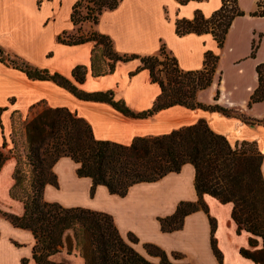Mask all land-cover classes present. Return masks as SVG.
I'll return each mask as SVG.
<instances>
[{
  "label": "crops",
  "instance_id": "crops-1",
  "mask_svg": "<svg viewBox=\"0 0 264 264\" xmlns=\"http://www.w3.org/2000/svg\"><path fill=\"white\" fill-rule=\"evenodd\" d=\"M77 1L0 0V47L10 56H16L35 68L62 76L81 92L112 91L113 99L123 102L132 112L149 110L160 94V88L151 82L147 70L137 71L140 66L138 59L119 62L112 74L94 78L90 72L93 43L70 46L58 42L63 33L75 34L78 30L71 21ZM236 1L244 16L234 19L222 48H218L210 34L179 37L175 33L176 20H190L196 11L208 18L221 7L222 0L190 1L186 5H180L176 0H121L115 10L104 11L97 24L83 23L79 33L95 31L108 36L113 49L120 55H157L163 44L183 71L201 69L205 53H213L219 57L217 73L221 74L220 84L218 86L215 81L201 91L198 100L203 104H213L215 94L212 92L214 88L215 92L218 89V105L237 111L254 124L219 112L189 110L181 106L161 110L148 118L127 117L108 103L81 100L52 81L29 79L25 73L0 63V148L9 137L12 115L26 116L38 103L75 113L90 125L96 140L121 145H129L137 137L168 134L204 120L231 146L241 142L256 144L262 155L260 170L264 181V111L254 113L264 101L250 108L247 106L257 87L256 67L264 62V16H253L257 10L256 0ZM258 40L259 47L252 58V43ZM228 54H231V64L237 75L253 81L242 101L236 97V88L224 91L222 87L219 64ZM77 66H84L87 70L81 84L72 77ZM207 90L209 94L205 95ZM0 150L4 152V149ZM15 165V160L9 158L0 169V264H35L32 233L13 226L4 216V213L21 216L24 212L22 203L9 196ZM77 167L71 159L59 158L52 168L57 186L47 184L44 187V200L65 208L80 207L109 214L120 234L126 237L132 233L139 241L134 245L135 250L153 262H157V258L148 256L143 245L152 244L169 256L179 253L187 264H258L243 257L241 250H259L262 240L255 238L257 246L251 248V235L245 231L237 232V226L231 219L232 204H221L209 195L202 197L204 209L186 216L180 230L171 233L161 231L159 219L172 215L180 202L198 200L194 188L195 171L191 164L155 182L137 183L124 197L111 194L101 185L91 193V179L78 177ZM211 220L221 262L212 250ZM49 260L55 264H83L79 256L65 253L56 254Z\"/></svg>",
  "mask_w": 264,
  "mask_h": 264
},
{
  "label": "trees",
  "instance_id": "trees-1",
  "mask_svg": "<svg viewBox=\"0 0 264 264\" xmlns=\"http://www.w3.org/2000/svg\"><path fill=\"white\" fill-rule=\"evenodd\" d=\"M176 1L186 5L190 1L200 0ZM120 2L78 0L71 13V21L78 30L75 34L63 33L58 37V42L70 46L92 42L90 72L94 78L112 74L119 62L138 59L140 66L137 71L147 70L151 82L160 88V94L149 110L132 112L123 102L113 99L112 91L81 92L62 76L35 68L16 56H10L1 47L0 63L25 73L29 79L52 81L81 100L108 103L127 117L148 118L161 110L181 106L189 110L219 112L254 124L237 111L218 105V89L213 104L206 105L198 100L201 91L208 89L215 81L218 86L220 84L221 74L217 73L219 57L211 52L205 53L201 69L183 71L163 44L157 55L141 57L118 54L113 49L111 39L97 32L89 37L77 36L83 23L97 24L104 11L115 10ZM241 16L244 13L238 9L236 0H222L221 7L208 18L196 11L190 20H176L175 33L179 37L210 34L218 48H222L232 22ZM253 16L263 17L264 14L256 10ZM259 42L252 43V58ZM263 69L264 62L256 67L257 87L249 98L248 108L264 101ZM86 73V67L77 66L72 71V77L81 84ZM42 105L45 104L38 103L30 108L24 127L29 153L27 157L33 166L30 184L28 188L24 187L20 163L17 161L9 190L10 198L22 203L24 212L21 216L4 213L13 226L32 233L35 239V264H54L49 260L50 257L61 253L63 249L68 254L78 253L83 264H187L179 253L169 256L160 248L145 244L143 247L147 255L157 258V262L150 261L135 250L138 239L132 233L123 237L109 214L80 207L65 208L58 203L46 202L43 198L44 187L47 184L57 186V180L54 173L51 177L45 175L43 164L52 160L54 165L61 157H67L78 165V177L91 179V193L96 186L101 185L120 197H124L129 188L137 183L155 182L191 164L195 171L194 188L198 200L180 202L172 215L159 219L161 231L171 233L180 230L186 216L204 209L202 197L209 195L221 204H232L231 219L237 226V232L245 231L251 235V248L257 246L255 238L262 240L261 249H242L241 255L255 263L264 264V181L260 170L262 155L255 143L241 142L231 146L224 136L213 132L204 120H199L168 134L137 137L129 145H121L96 140L90 125L75 113L46 105L43 108ZM6 160L0 152V169ZM211 229L212 250L221 262L222 256L213 237L212 220Z\"/></svg>",
  "mask_w": 264,
  "mask_h": 264
},
{
  "label": "rangeland",
  "instance_id": "rangeland-1",
  "mask_svg": "<svg viewBox=\"0 0 264 264\" xmlns=\"http://www.w3.org/2000/svg\"><path fill=\"white\" fill-rule=\"evenodd\" d=\"M244 1L247 2V0ZM93 32L95 31H91L88 34L80 33L77 36L81 35L83 37H89ZM67 40L69 41L70 38L68 37ZM228 55L229 56H224L221 60V63L219 64V68L222 71V78H223L222 87L224 91L230 90L232 88H236L237 89L236 97L239 101H242L245 98L247 87L252 85L253 81L250 78L242 79L237 75L236 69L231 64V54ZM262 76L264 78V69L262 72ZM207 94H209V90H207V92L205 93V95ZM212 94L213 95L215 94V88L213 89ZM206 105H210V103ZM41 107L45 108L46 106L42 105ZM263 111H264V103L258 105L254 113H261ZM28 118H29V113L26 116L24 115L22 116L20 114H14L11 117V130L9 137L6 138V142H4L2 148H0V149H4V152H1L0 150V152L4 155V157H6L7 159L12 158L15 160V162L18 161L20 163L19 164L20 174L24 179L23 185L24 187L27 188L33 176V171H32L33 166L27 157L29 153H28V146L26 140V133L24 129L25 123ZM52 168H53L52 160H47L44 162L43 172L46 173L45 175L47 176L49 175L48 177H51L50 175H52L53 173ZM61 253L78 257V253L73 252L72 254H68L66 249H63ZM149 260L152 261L151 259ZM59 264H66V263L64 262Z\"/></svg>",
  "mask_w": 264,
  "mask_h": 264
},
{
  "label": "built area",
  "instance_id": "built-area-1",
  "mask_svg": "<svg viewBox=\"0 0 264 264\" xmlns=\"http://www.w3.org/2000/svg\"><path fill=\"white\" fill-rule=\"evenodd\" d=\"M257 11L264 14V0H256Z\"/></svg>",
  "mask_w": 264,
  "mask_h": 264
}]
</instances>
